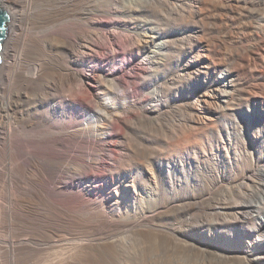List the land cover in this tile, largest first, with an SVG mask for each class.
<instances>
[{"label":"bare ground","instance_id":"bare-ground-1","mask_svg":"<svg viewBox=\"0 0 264 264\" xmlns=\"http://www.w3.org/2000/svg\"><path fill=\"white\" fill-rule=\"evenodd\" d=\"M0 7V264H264V0Z\"/></svg>","mask_w":264,"mask_h":264},{"label":"rangeland","instance_id":"rangeland-1","mask_svg":"<svg viewBox=\"0 0 264 264\" xmlns=\"http://www.w3.org/2000/svg\"><path fill=\"white\" fill-rule=\"evenodd\" d=\"M121 32V31H120ZM120 32L119 33H117V41L119 42V40H120V42H121V38H122V35H124L123 34V32H121L122 34H120ZM4 53H5V50H4ZM131 59V60H130ZM122 60V61H121ZM119 61V63H120V66L121 67H123V68H125L126 69V71H128V73L127 74H137V70H136V68L133 66L134 64H133V58H132V56L131 55H126V54H122L121 55V57H120V60H118ZM138 76V75H137ZM136 76V77H137ZM131 77V76H130ZM130 77H127L126 79L127 80H125L124 81V83L125 84H128V82L130 81V80H132ZM129 80V81H128ZM136 82L137 81H139V80H137V78H135L134 79ZM132 90H131V92L132 93H134L135 95H137V94H139L138 93V89H136V88H131ZM143 98H144V96H142ZM167 119H168V121H170L171 120V117L170 116H168L167 117ZM149 122V121H148ZM146 123L145 125H146V127L147 128H145V130L146 131H148V129L150 130V128L152 127V124H151V122H149V123ZM148 124V125H147ZM115 126H116V123H115V121H112V123H111V129H115ZM144 127V126H143ZM131 137V136H130ZM136 139H137V141H139V142H141V138H137L136 137ZM135 140V139H134ZM213 139H207L206 140V142H204V143H201L199 146H197L196 147V151H198L199 153H202V156H203V159L207 162V164L209 165V169L210 170H208V172L209 173H206L205 174V176L203 175V177H204V180L206 181V184H207V186H208V191H210V193H211V195H212V197H217V198H222V197H226V198H228V199H230V201L232 202H243V201H245V200H249V201H253L254 199H255V197L253 196V194H252V192H251V190L249 189V190H245V189H242V190H244V191H242V190H237V189H235L234 188V183H229L228 185H227V183H219V179L216 177V171H218V170H221V168L222 167H220L219 165H218V162L216 161V157H217V143H219V141L217 140V138L216 139H214L213 141H212ZM136 141V140H135ZM135 141H134V143H135ZM210 141V142H209ZM219 148V147H218ZM202 149V150H201ZM200 150V151H199ZM194 153V152H193ZM213 157V158H212ZM103 158V157H102ZM101 160H103V159H101ZM102 163V162H101ZM101 163L99 164V166H101ZM214 163V164H213ZM216 165V166H215ZM98 166V167H99ZM211 166V167H210ZM217 167V168H216ZM214 168V169H213ZM211 172V173H210ZM214 173V174H213ZM256 175L255 176H253V178H254V180L256 179ZM214 178H216V179H214ZM194 179H196V177L194 176ZM194 179H191L190 180V182H189V185H187V184H185V185H183L182 187H180L179 186V188L181 189V190H184V191H188L189 189L191 190V192H197V190H199V188L197 187L198 186V180L196 181V180H194ZM211 179V180H210ZM215 180V181H214ZM197 182V183H196ZM218 183V184H216V183ZM95 184H98L97 182H95L94 181V183H93V185H95ZM223 184V186H221L220 187V185H222ZM214 185H216L217 186V189H220V190H217L216 189V186H214ZM233 186V187H231V186ZM227 186V187H226ZM220 187V188H219ZM214 188V189H213ZM223 188V189H222ZM225 188V189H224ZM231 188H233V189H235L234 191H232L233 189H231ZM232 191L231 193H233L232 195H231V193H230V191ZM226 191V192H225ZM230 193V194H228V192ZM238 191V192H237ZM241 194H240V193ZM225 193V194H224ZM235 193V194H234ZM251 193V194H250ZM246 195V196H245ZM248 195V196H247ZM214 198V199H215ZM158 206V205H157ZM161 256L159 257V260L160 261H163V262H166L167 264H168V262H167V260L170 262L171 261V259L173 260V261H175L174 259H178V260H185V261H190V260H188V259H191V258H188L189 256H186L185 255V257L187 258V260H186V258H183L184 256L183 255H179V253H174V254H176V255H178L177 257H176V255L175 256H173V254L171 253V254H164L163 255V253H159ZM166 255V256H165ZM172 255V256H171ZM163 256V257H162ZM170 256V257H169ZM162 257V259H160ZM167 257H168V259H167ZM175 257V258H174ZM179 257L181 258V259H179ZM167 259V260H166ZM182 260V261H183ZM172 262V261H171ZM166 263H163V264H166Z\"/></svg>","mask_w":264,"mask_h":264},{"label":"water","instance_id":"water-1","mask_svg":"<svg viewBox=\"0 0 264 264\" xmlns=\"http://www.w3.org/2000/svg\"><path fill=\"white\" fill-rule=\"evenodd\" d=\"M9 14L0 7V65L2 62L3 41L8 35Z\"/></svg>","mask_w":264,"mask_h":264}]
</instances>
